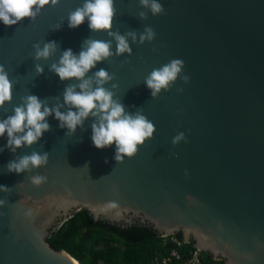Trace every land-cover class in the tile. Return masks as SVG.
Here are the masks:
<instances>
[{
	"label": "water",
	"instance_id": "obj_1",
	"mask_svg": "<svg viewBox=\"0 0 264 264\" xmlns=\"http://www.w3.org/2000/svg\"><path fill=\"white\" fill-rule=\"evenodd\" d=\"M158 2L164 13L153 16L139 0H114L112 30L135 31L137 42L129 37L130 56L113 55L87 73L104 68L113 74L104 87L126 111L142 109L155 125L153 137L132 158L117 162L115 143L104 149L93 145L91 118L65 135L67 129L59 128L52 115L47 117L51 130L38 143L15 153L4 148L0 185L10 191L0 192L5 200L0 264H78L53 250L47 239L81 210L94 221L150 227L160 238L181 234L216 262L264 264V0ZM82 4L59 0L55 7L45 5L35 20L24 18L12 26L0 22V65L13 82L12 100L0 108V119L12 114L21 96L36 95L49 107L63 104L65 87L77 81H61L51 65L66 49L78 54L87 38L112 39L92 32L87 20L68 27V13ZM140 11L147 19L139 18ZM145 27L156 35L141 45ZM48 41L57 43L56 52L34 59L32 45ZM172 59L184 61L181 75L189 82L178 78L153 99L144 80ZM36 64L43 74L36 73ZM179 132L187 142L174 146ZM6 143L5 133L0 147ZM32 151L47 152V165L7 172L9 161ZM32 175H47V181L33 185Z\"/></svg>",
	"mask_w": 264,
	"mask_h": 264
},
{
	"label": "clouds",
	"instance_id": "obj_2",
	"mask_svg": "<svg viewBox=\"0 0 264 264\" xmlns=\"http://www.w3.org/2000/svg\"><path fill=\"white\" fill-rule=\"evenodd\" d=\"M59 0H0V22L5 26L18 24L22 19L35 20L45 5L55 7ZM141 7L148 8L153 16L164 13V8L158 0H139ZM115 16L114 0H83L82 6L70 11L67 16L68 27L75 29L87 20L92 32H105L112 39L95 40L87 38L81 45V50L75 54L72 49L62 52L57 63H53L50 71L54 72L61 81L75 80L77 83L68 84L63 91V104L49 107L46 99H40L36 95L20 97V104L12 109V114L0 119V137L7 134V143L0 147V152L7 148L15 153L22 147H30L38 143L45 132L51 130L47 117L54 115L59 121L58 127L67 129L65 135H72L77 128H83L89 118L92 119L91 140L97 149H104L115 143L114 159L123 162L124 158H132L138 152V146H142L147 139L153 137L155 125L145 115L142 109L135 112L125 110L123 103L114 99V92L104 87L114 79L104 68L87 75L94 69L98 62H103L113 55L127 53L132 54L128 39L137 42V33L129 31L124 34L113 31V19ZM140 19H147V13L140 11ZM57 25L55 30H59ZM155 31L151 27H145L139 35V43L142 45L151 42L155 38ZM115 40V52L112 51ZM35 50L34 59H48L57 50L55 41H48L40 46L37 42L32 45ZM155 51V49H153ZM184 68L182 59H172L158 69H153L145 78L144 83L150 90L151 97L156 98L161 90L168 91L179 78L183 83L189 82L187 75H181ZM36 73L43 74V67L35 65ZM13 82L9 79L8 72L0 65V108L12 100ZM117 85L112 84L111 89ZM79 89V91H77ZM183 91L177 88V92ZM59 99V98H57ZM61 107H67V111H60ZM186 141L183 132L177 133L172 139L175 146L179 142ZM176 157V153H172ZM48 153L32 151L31 154L18 156L6 165L9 173L20 174L30 172L32 169L47 165ZM107 163V160H105ZM88 167L87 164H85ZM187 175V172L185 173ZM33 185L40 186L47 181V175H32L29 177ZM10 188L0 185V192H9ZM5 200L0 199V207Z\"/></svg>",
	"mask_w": 264,
	"mask_h": 264
},
{
	"label": "trees",
	"instance_id": "obj_3",
	"mask_svg": "<svg viewBox=\"0 0 264 264\" xmlns=\"http://www.w3.org/2000/svg\"><path fill=\"white\" fill-rule=\"evenodd\" d=\"M183 240L181 234L174 236ZM57 252H65L78 264H161L169 257L172 245L150 227L133 224L128 227L94 221L81 210L47 239ZM193 244L179 251L181 259L167 264H185ZM204 264H225L203 254Z\"/></svg>",
	"mask_w": 264,
	"mask_h": 264
},
{
	"label": "built area",
	"instance_id": "obj_4",
	"mask_svg": "<svg viewBox=\"0 0 264 264\" xmlns=\"http://www.w3.org/2000/svg\"><path fill=\"white\" fill-rule=\"evenodd\" d=\"M167 239L169 244L172 245L171 252L169 254V257L162 260L161 264H167L172 259L175 261H179L181 259L179 255V251L183 249L185 246H188L189 244L184 242L183 240H178L174 236L168 237V238H162ZM185 264H204L203 263V253L200 251L192 248L188 254V258L186 259Z\"/></svg>",
	"mask_w": 264,
	"mask_h": 264
}]
</instances>
